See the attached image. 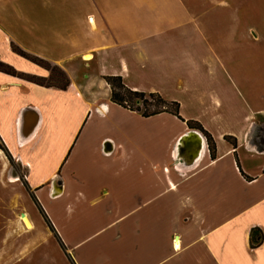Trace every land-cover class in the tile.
I'll return each instance as SVG.
<instances>
[{
    "label": "crops",
    "instance_id": "0c3cea01",
    "mask_svg": "<svg viewBox=\"0 0 264 264\" xmlns=\"http://www.w3.org/2000/svg\"><path fill=\"white\" fill-rule=\"evenodd\" d=\"M243 1L0 0V62L48 76L14 45L69 81L0 72V202L9 233L36 225L41 239L0 264H264V107L211 60V19L264 40V16L244 15ZM110 75L177 102L214 158L176 117L113 104Z\"/></svg>",
    "mask_w": 264,
    "mask_h": 264
},
{
    "label": "rangeland",
    "instance_id": "374dc122",
    "mask_svg": "<svg viewBox=\"0 0 264 264\" xmlns=\"http://www.w3.org/2000/svg\"><path fill=\"white\" fill-rule=\"evenodd\" d=\"M242 3L240 7L244 15L253 16V13L258 12L259 17L264 16V0H244ZM223 18L220 20L211 19L210 21L213 30L211 40L215 52L211 53V60H221L227 68L229 78L243 80L241 86L244 91L242 92L243 95L250 98L252 96L258 103V107H264V40L258 43L243 41L235 28H231ZM259 26L260 31H264V20L260 19ZM244 35L245 39L252 38L249 35V29L244 30ZM255 35L257 34L255 33ZM3 207L0 202V254L9 253L11 256V253H21V256L26 258L27 254L33 252L35 248L33 244L36 245L41 241L39 230L35 225L30 232L9 233L7 221L13 217V214L4 210ZM23 261L13 258L11 261L4 260L3 264H19ZM0 263H2L1 259Z\"/></svg>",
    "mask_w": 264,
    "mask_h": 264
},
{
    "label": "trees",
    "instance_id": "16d2710c",
    "mask_svg": "<svg viewBox=\"0 0 264 264\" xmlns=\"http://www.w3.org/2000/svg\"><path fill=\"white\" fill-rule=\"evenodd\" d=\"M11 49L14 53L19 56L28 59L29 61L39 65L48 71V76L46 78H38L33 76H26L15 72L10 66L0 62V72L15 76L18 78L26 79L35 83L36 85L55 88L59 90H65L69 85V81L65 73L56 66L50 65L48 62L30 56L21 50H19L14 45H11ZM110 91V101L126 110L136 112L143 118H148L161 113L170 114L176 117L178 120L185 123L188 129L196 130L200 132L205 138L207 150L209 157L211 159L215 156V144L210 136V134L203 129L199 122L188 120L184 121L179 116V104L175 101H166L157 93H143L127 88L123 83L120 76H103L102 77ZM225 140L229 141L230 144L235 148V140L231 137H225ZM0 149L4 150L2 144L0 143ZM48 223V222H47ZM52 230L50 224L48 225ZM262 240V233L259 229L253 228L249 233V246L250 248H255L260 245Z\"/></svg>",
    "mask_w": 264,
    "mask_h": 264
}]
</instances>
